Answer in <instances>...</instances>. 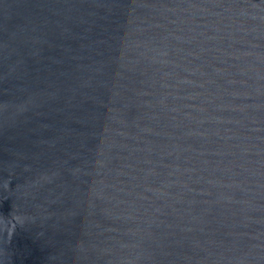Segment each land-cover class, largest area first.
Masks as SVG:
<instances>
[{
    "label": "water",
    "instance_id": "obj_1",
    "mask_svg": "<svg viewBox=\"0 0 264 264\" xmlns=\"http://www.w3.org/2000/svg\"><path fill=\"white\" fill-rule=\"evenodd\" d=\"M0 264H264V0H0Z\"/></svg>",
    "mask_w": 264,
    "mask_h": 264
}]
</instances>
